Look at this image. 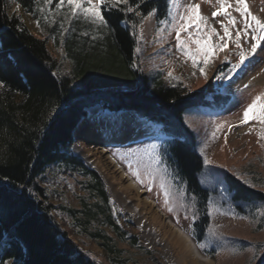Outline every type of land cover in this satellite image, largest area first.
I'll return each instance as SVG.
<instances>
[{
    "label": "trees",
    "instance_id": "16d2710c",
    "mask_svg": "<svg viewBox=\"0 0 264 264\" xmlns=\"http://www.w3.org/2000/svg\"><path fill=\"white\" fill-rule=\"evenodd\" d=\"M37 2L0 0V82L5 85L0 88V264H94L52 219L50 199L36 181L54 166L83 174L87 190L96 198L92 206L84 203L68 210L77 232L97 240L112 260L116 249L105 228L129 236L128 241L136 245L137 236L128 235L113 219L99 175L67 152L77 124L95 105L110 112L129 110L160 125L159 132L168 138L159 141L153 154L168 174L164 173L171 184L168 190L183 193L182 208L192 206L193 226L204 228L208 191L197 180L201 159L183 113L205 99L197 91L150 81L133 68L137 25L151 11L155 24L163 21L168 0L102 6L108 21L102 39L70 35L65 52L71 62L68 74L57 72L49 39L31 29ZM224 179L233 200L264 196L230 174ZM122 217L116 213L117 220Z\"/></svg>",
    "mask_w": 264,
    "mask_h": 264
},
{
    "label": "rangeland",
    "instance_id": "374dc122",
    "mask_svg": "<svg viewBox=\"0 0 264 264\" xmlns=\"http://www.w3.org/2000/svg\"><path fill=\"white\" fill-rule=\"evenodd\" d=\"M229 2L234 4V0ZM57 3L58 0H53L52 4L38 0L31 29L36 36L49 39L48 48L57 61V72L68 74L71 62L65 52L70 35L75 39L87 38L96 41L103 38L105 27L92 24L82 15L72 16L66 3L58 9L55 6ZM168 3L167 16L163 21L155 24V12L151 11L152 20H149L148 15L142 21L144 24L149 20L150 28L148 26L140 30L137 27L133 68L150 81L168 86H181L189 92L197 91V95L205 99L204 104L187 108L183 113V120L194 134L195 150L201 159V168L196 174L197 180L199 185L208 191L206 226L194 227L196 219L192 206L190 208L188 205L184 210L180 203L183 193L174 194L168 190L171 184L164 174L167 172H164V168H161L153 154L159 143L156 140L160 139L157 126H153L155 135L148 136L152 134L149 131V134L141 133V127L136 136L120 142L118 147L106 149L120 161L124 170L142 188L138 190L144 189L145 193L139 194L155 205L166 222L171 220L181 230L193 236L192 238H198L196 244L200 255L208 257L210 264H261L264 255V196L253 200H233V192L225 184L224 178L226 174H230L248 188L264 195V140L259 135L261 125L251 115L246 124L241 123L244 108L256 95L264 93V81L248 85L242 81L252 76L263 61H258L257 52L256 56L253 54L254 57L248 54L245 64L239 68L233 67L239 62V52L244 51V41L251 43L254 40L251 38V29L248 30V35L243 34L244 23L240 14L227 8L225 11L230 12L236 19V24L230 26L232 40L228 41L225 50L211 57L207 67L198 58L194 68L192 61L177 47V26L182 23L179 17L185 14L187 6L199 4L201 15L207 17L208 27L215 28L220 35H223L221 25L228 24V18L212 16L218 8L216 0H175V5L173 0H168ZM142 22L139 27H143ZM123 26L127 27L124 23ZM190 31L192 36L196 35L195 25ZM203 31L202 28L201 34ZM237 31H241V48L232 54V48L236 47L233 41ZM181 39L188 40V47L195 50L196 46L191 43L188 33L182 32ZM214 39L219 42L218 37H213V43H216ZM250 61L253 63H249ZM262 67L264 68V62ZM201 68H204L203 73ZM169 73L172 75L169 76ZM216 95L220 97L216 98ZM86 112L87 115L77 124L75 132L89 131L93 128L92 120H109L112 119L110 114L114 113L98 105L87 108ZM125 115L129 116L127 120L131 126L134 125L129 120L134 115ZM118 118L125 120L120 114ZM144 125L146 126L143 128L148 129L151 124L148 122ZM96 127L98 126L95 125ZM75 132L73 143L67 149L68 154L79 158L85 166L99 175L109 196L113 219L128 235L137 236L136 245H132L131 241H128L129 236L115 235L105 228L106 234L111 238L110 244L116 249L112 260L97 240L88 234L77 232L71 223L68 210L78 208L84 203L92 206L96 198L87 190V178L83 174L71 173L54 166L39 174L36 181L45 188L50 199L52 219L66 233L75 248L94 264H192V260L178 263L168 258V242L162 238L154 223L150 222V215L142 210L138 213V209L133 208L136 204L132 198L135 192L128 195L117 188L111 190L105 174L94 166L96 154L86 155L87 149L84 152L80 144L74 146ZM205 158L211 163L206 164ZM136 170L141 173L143 182L132 174ZM165 191L168 192L167 197ZM169 207L173 209L172 212L167 210ZM117 212L123 215L122 219L117 220ZM94 225H91L92 229H95Z\"/></svg>",
    "mask_w": 264,
    "mask_h": 264
},
{
    "label": "bare ground",
    "instance_id": "6f19581e",
    "mask_svg": "<svg viewBox=\"0 0 264 264\" xmlns=\"http://www.w3.org/2000/svg\"><path fill=\"white\" fill-rule=\"evenodd\" d=\"M232 2V0H231ZM248 4L249 10L257 16L259 19L264 21V2L263 0L260 2V0H246ZM233 9V12L235 11V0L234 4L230 8ZM235 13H238L235 11ZM149 20H152V16H148ZM147 18V17H146ZM149 20H146L143 24V27H139L140 30H144L149 25ZM150 28V26L148 27ZM214 41L217 43L214 39ZM231 41V40H229ZM254 41L251 43L253 44ZM251 43H249L247 40L244 41L243 47L244 52L246 54H249V56L254 57L253 53L250 52ZM233 46V45H230ZM264 40L260 41V47L257 48L256 52L254 53L257 59L260 62H264ZM239 49L236 47L232 48V54L237 53ZM234 52V53H233ZM256 61V59H255ZM262 65L260 68L257 69L252 76L247 77L244 81H242L243 84H252V83H261L264 81V68ZM253 63V62H249ZM248 63V64H249ZM258 63V62H257ZM245 64V62L243 63ZM229 82V81H228ZM125 117V120H121L118 118V114ZM129 113L127 111H120L116 113H112L111 118L109 120H106L105 118H98L91 121V126H93L92 129L89 131L84 132H75V143L74 146L80 144L82 147V150L85 152L86 155H95L94 158V166L96 167L107 177L108 180V187H112L113 189L121 190L128 195L132 192H135L134 201L136 204L133 206L134 209H138V213H141L142 211H146L148 215H150L151 223H154V226L156 229L160 230V234L162 238H165L168 242V258L173 261L182 262L185 260H192V264H210V259L206 256L200 255V252L196 245L193 243V239L190 237L189 234H187L184 230H181L179 226L176 224H173L171 220L166 222L164 220V217L162 214H160L157 209L155 208V205L151 203L150 200H147L145 197H142V194H144V189L142 191V188L138 185V183L131 177V175L124 170V168L119 164V162L108 152V149L106 147H118L120 142L125 141L126 139H130L133 136H136L139 134L137 130L142 127L141 133L155 135V129L153 125H148V129L143 128L144 124L147 122L144 121V119L136 117L134 114L133 117L131 116L129 120L134 124L131 126L129 121L127 120L129 116H126L125 114ZM131 114V113H130ZM115 115V116H112ZM122 118V117H121ZM127 123V124H126ZM128 124L130 126H128ZM148 124V123H147ZM95 125L98 126L95 128ZM153 131V132H152ZM90 165V164H88ZM111 184V185H110ZM115 186H114V185ZM114 187V188H113ZM116 189V190H117ZM139 189V190H138ZM142 193V194H139ZM142 197V198H140ZM140 198V199H139ZM140 209V210H139ZM182 232H181V231ZM158 232V231H157ZM160 240V239H159ZM160 242V241H159ZM183 262V263H184Z\"/></svg>",
    "mask_w": 264,
    "mask_h": 264
},
{
    "label": "snow or ice",
    "instance_id": "6c2138e0",
    "mask_svg": "<svg viewBox=\"0 0 264 264\" xmlns=\"http://www.w3.org/2000/svg\"><path fill=\"white\" fill-rule=\"evenodd\" d=\"M53 0H45V3L52 4ZM68 5L69 12L72 16L82 15L85 20L91 21L92 24L98 25L100 27H107L108 21L105 19V16L102 14V6H105L111 3L113 6H118L120 4L128 5L129 0H58V3L55 5L56 8H61L64 4ZM218 8L212 13L213 17L218 15L225 16L228 18V24H222L223 35H220L215 28H209L207 25V17L201 15L200 5H189L185 10V14L180 16L179 19L182 21L178 25V30L176 31V40L177 47L182 51V53L187 56L192 61V66L195 68L197 66L198 58L202 60L203 65L207 67L210 63L211 57L214 56L217 52L223 51L228 47V41L232 40V34L230 32V26L236 24V19L231 15L230 12L225 11L227 8H231L232 4L229 0H216ZM175 5V0H173ZM19 8V5H17ZM128 11H133L131 7H128ZM236 12L240 14L243 18L244 29L243 34L248 35V30L251 29L252 40L256 41L251 45L250 52L255 53L257 48L260 47V41L264 40V21L259 19L257 16L253 15L248 8L246 0H235V9ZM152 13L149 12V15ZM139 15V12H137ZM37 24L39 22L37 21ZM195 25L196 35L192 36L190 29ZM204 29L203 34H201V29ZM188 33L191 43L194 44L195 50L188 47V40L181 39V33ZM218 37L219 42L213 43L212 38ZM237 49L241 48V31H237L235 34V40L233 41ZM264 50V49H262ZM248 54L244 51L239 52V62L234 65V68H239L245 60H247ZM200 71L203 73L204 68H201ZM172 73H169L171 76ZM221 77H217L220 79ZM205 79L207 76L205 74ZM5 87L3 82H0V88ZM250 115L253 119L257 120L261 125L260 128V138L264 140V93L256 95L251 103H249L243 110V119L241 123H247ZM264 146V145H262ZM155 147V145H153ZM205 163L209 164L207 158H205ZM131 168V164L129 165ZM137 180H141V173L139 170L133 171L132 173ZM154 179V177H152ZM141 182H143L141 180ZM164 187V185H161ZM165 196H168V192L165 191ZM168 201H165L167 205ZM169 212H172L173 209L169 207L167 209ZM211 231V229H210ZM203 247V245H201Z\"/></svg>",
    "mask_w": 264,
    "mask_h": 264
},
{
    "label": "water",
    "instance_id": "95a60500",
    "mask_svg": "<svg viewBox=\"0 0 264 264\" xmlns=\"http://www.w3.org/2000/svg\"><path fill=\"white\" fill-rule=\"evenodd\" d=\"M167 219V218H166Z\"/></svg>",
    "mask_w": 264,
    "mask_h": 264
}]
</instances>
